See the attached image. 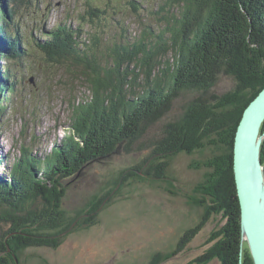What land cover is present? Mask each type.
<instances>
[{"label":"trees","instance_id":"obj_1","mask_svg":"<svg viewBox=\"0 0 264 264\" xmlns=\"http://www.w3.org/2000/svg\"><path fill=\"white\" fill-rule=\"evenodd\" d=\"M23 3L0 0V59L22 60L34 44L47 62L74 65L90 95L73 107L67 135L47 155L39 161L23 148L9 177L0 180V224L6 226L0 230V264H15L26 249H55L77 223L79 228L96 223L104 202L109 204V195L128 178L168 179L174 157L206 151L209 156L189 165L206 171L195 197L189 198L203 211L200 221L183 231L174 249L157 253L149 264L181 253L214 216L223 223L191 263L253 264L240 243L232 147L244 110L264 87V0H163L162 11L178 13L168 18L158 42L115 41L105 50L96 32L98 43H86L80 29L73 32L62 24L50 36L37 31L40 39L29 41L15 22ZM87 3L92 11L88 24L100 23L106 11ZM169 52L173 61L163 62ZM13 77L9 67L0 68V117L10 99L3 94L15 91ZM224 78L231 87L223 90ZM181 97L186 101L173 115ZM117 149L126 155L144 152L145 157L105 182L104 197L94 195L74 215L64 210L62 181ZM260 159L264 167V140ZM38 170L42 175L37 178Z\"/></svg>","mask_w":264,"mask_h":264},{"label":"rangeland","instance_id":"obj_2","mask_svg":"<svg viewBox=\"0 0 264 264\" xmlns=\"http://www.w3.org/2000/svg\"><path fill=\"white\" fill-rule=\"evenodd\" d=\"M24 1L19 5L15 22L19 25L17 30L28 40H39L37 31L50 36V32L62 24L73 32L80 29L81 39L86 43H98L97 35L92 34L96 32L104 50L115 41L143 39L146 44H155L167 26L168 18L178 13V10L171 14L162 11L163 0ZM87 2L106 11L100 23L94 19L96 24H88L92 11ZM28 52L30 54L22 60L6 62L0 59V68L9 67L15 83L12 96L9 92L3 94L10 99L4 100L7 105L3 104L0 117V180L3 181L22 157L23 148L39 161L47 155L52 146L67 135L73 107L85 102L90 95L88 84L81 81L74 65L47 62L34 44L28 47L26 54ZM163 58V62L173 61L171 52ZM221 86L223 90L230 88L231 82L224 78ZM184 101L186 99L181 97L175 102L173 115L180 111ZM157 129L155 127L152 132ZM207 156L209 151L192 157L183 154L174 157L168 179L162 181H132L124 176L127 181L107 196L109 204L104 202L96 223L79 228L76 222L71 230L60 236L57 248L26 249L20 254L19 264H149L157 253L170 252L183 231L200 221L203 211L193 206L189 198L195 197V190L206 171L191 170L189 165ZM144 157V152L126 155L117 149L105 158L90 162L75 178L62 181L67 188L64 210L74 215L83 210L94 195L104 197L105 182ZM41 173L38 170L37 178ZM222 223L219 216H214L181 253L158 264H192L209 247L210 233L219 229ZM0 225V230L6 228L5 224ZM243 245L247 248L245 242Z\"/></svg>","mask_w":264,"mask_h":264},{"label":"water","instance_id":"obj_3","mask_svg":"<svg viewBox=\"0 0 264 264\" xmlns=\"http://www.w3.org/2000/svg\"><path fill=\"white\" fill-rule=\"evenodd\" d=\"M264 87L244 110L232 147V169L240 212V243L253 264H264V167L260 148L264 131ZM15 264H19L15 259Z\"/></svg>","mask_w":264,"mask_h":264},{"label":"bare ground","instance_id":"obj_4","mask_svg":"<svg viewBox=\"0 0 264 264\" xmlns=\"http://www.w3.org/2000/svg\"><path fill=\"white\" fill-rule=\"evenodd\" d=\"M19 261V260H18Z\"/></svg>","mask_w":264,"mask_h":264}]
</instances>
